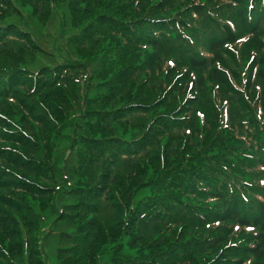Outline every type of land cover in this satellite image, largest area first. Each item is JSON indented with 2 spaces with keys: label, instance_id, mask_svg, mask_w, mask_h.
I'll return each mask as SVG.
<instances>
[{
  "label": "trees",
  "instance_id": "1",
  "mask_svg": "<svg viewBox=\"0 0 264 264\" xmlns=\"http://www.w3.org/2000/svg\"><path fill=\"white\" fill-rule=\"evenodd\" d=\"M17 1L62 23L49 56L0 0V264H46L57 195L58 259L264 264V0Z\"/></svg>",
  "mask_w": 264,
  "mask_h": 264
},
{
  "label": "rangeland",
  "instance_id": "2",
  "mask_svg": "<svg viewBox=\"0 0 264 264\" xmlns=\"http://www.w3.org/2000/svg\"><path fill=\"white\" fill-rule=\"evenodd\" d=\"M14 3L17 5V9H20V14L27 15L30 18L29 25L30 23H32L31 26L36 31H38V37L41 40L40 43L43 46V48L49 53L48 55L51 56L52 54V56H54L55 54V51L53 48L54 42L60 33V23H62V19L60 18V15H58L57 12H54V14H52L51 18L45 24L44 22H41L39 20L36 12L33 10L31 5L25 4V6L23 7L22 5H20V3L17 0H14ZM11 16H14V15L11 14ZM48 61H51V59H48V57L41 58V62H48ZM236 106H237L236 109H232L233 114L240 113V108H238V105ZM64 142H66V140L63 141L62 144ZM65 156L66 154H64V157ZM68 156L69 154L66 156L67 159L64 160V162L68 160ZM63 163L61 165H63ZM64 199H66V196H63V195H57L55 197V200L49 199L48 201L54 202V204L50 207L49 206L46 207V205L42 206V204L39 201L31 202L30 200H27L34 207L35 213L39 214L37 215L39 216L38 220L36 221L35 219V223L33 224H32L33 222L32 220L31 225H33L34 227H37L36 231L39 236L37 237L39 239L38 244H39V248L42 249L43 251L42 257H43V260L45 258L46 264H86L88 258L86 255H84L85 253L84 254L80 253L79 246L77 245L74 246L72 250L78 255L79 254L81 255L77 256L74 259V261H72V257L70 259L62 258V260L57 258V247L60 245V243H62L59 237L60 230H70L71 231L72 228L76 226V222L74 221V219L77 217V215H73V213L71 214L72 222L63 221V224H60L55 218V216L59 212L60 213L63 212V209H61L60 204L63 202ZM41 207H46V208H41ZM81 217L82 218L90 217V215L87 216L83 214L81 215ZM118 240L123 245L126 244V239L124 237H121L119 239L114 238L113 240H108L106 242L99 243L96 246L99 250L97 254L98 255L97 264H112L113 263L112 258L116 257L115 255L117 251V248H114L113 246L116 244V241ZM7 247L9 248V250L14 248L11 245H8ZM6 251H8L7 248H6ZM112 251H115V254H113ZM247 264H253L252 260L249 261Z\"/></svg>",
  "mask_w": 264,
  "mask_h": 264
}]
</instances>
